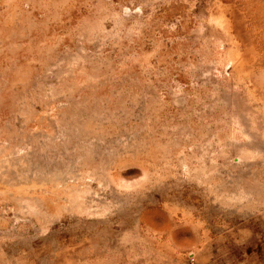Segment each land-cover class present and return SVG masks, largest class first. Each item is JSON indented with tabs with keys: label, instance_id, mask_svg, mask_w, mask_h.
Returning <instances> with one entry per match:
<instances>
[{
	"label": "rangeland",
	"instance_id": "rangeland-1",
	"mask_svg": "<svg viewBox=\"0 0 264 264\" xmlns=\"http://www.w3.org/2000/svg\"><path fill=\"white\" fill-rule=\"evenodd\" d=\"M0 264H264V0H0Z\"/></svg>",
	"mask_w": 264,
	"mask_h": 264
}]
</instances>
